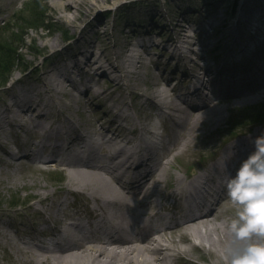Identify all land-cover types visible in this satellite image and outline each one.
I'll list each match as a JSON object with an SVG mask.
<instances>
[{"label":"bare ground","instance_id":"obj_1","mask_svg":"<svg viewBox=\"0 0 264 264\" xmlns=\"http://www.w3.org/2000/svg\"><path fill=\"white\" fill-rule=\"evenodd\" d=\"M110 1L55 0V8L56 13L59 15L64 13L63 17L70 23L80 20V16L83 15L82 32L83 39H86L84 33L95 28V18L91 19V15L99 6ZM247 3L248 0H245L243 4L245 10ZM246 22L255 28L256 34L240 41L235 35L236 28L233 29L229 39L231 44L234 43L233 53L229 54L233 62H227L218 67L210 64L200 67V64L191 58L189 54H193L194 50L189 48H193L199 40L198 38L191 40L192 36L185 25H178L179 35H185L184 40L189 43V47L187 46L179 53L173 52L171 57V60L176 62L175 71L180 72V68L184 69L182 66H187L184 69L186 84L180 93H178L179 82L171 86L172 80L174 83L176 80L173 77L174 74L169 73L171 65L169 61L163 63L161 57H153L148 53L152 39L149 41L138 39L135 43H131L129 39L132 35L127 34L124 42L127 55L121 62L119 61L118 65L110 62L105 47L92 42L69 57L71 63L69 68L61 70L60 64H55L42 77L36 78L35 81L39 82L40 86L34 88L25 84L20 91L9 94L12 106L7 102L2 105L0 135L5 136L6 123H9L13 130L19 128L25 133L27 124L31 123L35 128L31 131V140L33 136L35 138L28 148L18 146L19 158L30 160L39 170H45L39 165L40 163H55L67 167L64 170L65 185L62 189L58 191L54 189L51 192L53 201L43 210H33L34 214L49 215L52 218L53 224L46 221L42 231L55 235L67 246L47 248L39 244L30 245L22 241L20 237L15 238L4 234V240L13 244L17 253L30 256V259L26 260L27 264L192 263L191 258L195 257L193 255L195 248L203 249L204 244H209V249H205L210 255L208 260L211 263L224 264L220 252L231 239V235L226 230L225 221L220 224L215 223L218 221V216L215 214L216 211L210 209V204L206 205L209 211L206 216L187 220L177 228L164 232L149 230L145 236H137L136 231L140 228L139 224L147 223L157 217L165 207L170 208L169 199L182 196L187 187L198 188L199 186L204 192L208 189L219 192L226 188V185L220 181V177L226 175L231 165H227V168L222 166V160L223 162L226 160L224 155L221 156L223 159L217 166L211 167L216 173L218 168L223 167V172L218 173V177L203 173L189 183L187 168L194 162L192 146L197 145L199 141L204 145L208 144L221 134L222 130L218 126L220 121L217 117L223 109L229 110L235 103L250 104L264 97V52L261 54L258 50L256 54L250 52V46L256 40L254 37L264 33V9L261 5L255 6L253 12L247 14ZM240 23H242L241 19H239ZM152 31L156 32L153 29H145L143 34L151 35ZM196 32L199 35L197 30ZM160 38L162 39L163 36ZM60 41L59 38H53L45 47L50 46L49 50L57 51ZM128 43L130 47H127ZM176 43V39L169 38L156 42V46L169 48V45ZM188 58L191 62L189 66L184 62ZM242 58L246 59L250 67L239 71L238 66L233 64ZM148 59L156 65L158 73L155 71L144 73L143 69ZM106 62L115 72H122L125 82L132 74H136L139 81H145L147 77H151L152 85L145 91L136 90L133 96L137 101L147 102L150 110L156 111L158 116L165 119L167 134L160 135L155 130L156 124L153 118L149 120L150 116L146 119L141 118L139 124L135 123L127 103L123 100L118 101L119 99L117 100L108 89L101 86L99 79H87L82 91L79 83L70 75V72L74 71L79 76H83L86 71L92 70L100 71L97 76H104L108 74ZM134 62L140 64L135 72L128 69ZM230 64L231 67L228 66ZM197 67H200L198 73ZM112 82L120 86L122 80L112 79ZM66 86L70 88L67 89ZM238 86L240 90L236 88ZM56 94L67 97L73 106L81 108L90 119L77 123L68 118L63 121L54 120L57 114L54 115L51 104L55 103L56 98L58 102ZM239 97L241 99L234 100ZM96 105L99 106V111L92 110V107ZM97 122L100 124L98 128L95 127ZM168 122H171V125H168ZM257 132L255 136L264 135V130L258 129ZM152 137L163 145L160 154L154 153L157 147L152 144L156 143L150 144L148 141V138ZM255 139L256 137L253 136L243 139L232 147L252 152L255 149ZM0 149L14 160L18 159L14 157L15 152L6 150L2 144ZM99 150L102 151L101 156H99ZM168 158L171 160L163 163ZM96 161L99 164L95 165ZM176 161L181 163L175 165ZM140 167L143 172L139 174V179H135L133 172ZM172 167L177 170L176 175H173L171 183L162 185ZM154 171L160 174L148 187L146 195L139 199L140 201L134 194L127 193L129 188L132 191L141 185H147V177ZM38 186L36 193L38 201L47 203L50 199V191H46L47 185ZM41 191L45 192L41 193ZM63 195L67 196L63 198ZM191 195L192 193L187 194V196ZM70 196L83 200V204H73L75 207H81L90 216L99 219L94 223L89 221L90 224L96 225L95 231L106 227L107 224H113L116 229V238L106 239L94 236L78 240L74 233L78 232L86 222L79 210H69V206H72L68 199ZM204 199L205 196H192L188 205L192 202L200 205ZM204 207L205 205L200 206L198 210L202 211ZM66 217L75 221L67 225ZM100 217H102L101 220ZM133 226H137V229H132ZM102 232L105 233L104 230ZM71 240H75L76 244H70Z\"/></svg>","mask_w":264,"mask_h":264},{"label":"rangeland","instance_id":"obj_2","mask_svg":"<svg viewBox=\"0 0 264 264\" xmlns=\"http://www.w3.org/2000/svg\"><path fill=\"white\" fill-rule=\"evenodd\" d=\"M35 0H0V45L10 46L13 52L17 48H21V59L19 63L12 68L11 75L5 87L0 89V107L7 102L11 103L9 94L11 92H18L20 86H23L20 79L29 87L40 86L36 82V78L42 77L46 71L52 69L53 65L60 64L61 70H65L71 66L69 57L76 51L83 50L89 43L97 42V44L107 49L108 59L114 65H118L119 61L126 58L127 48L125 47V36L132 35L130 42L135 43L138 39L150 40L148 53L153 57H161L163 63L171 64L169 73L174 74L176 83L172 80L171 86H175L179 82L178 93L182 92L186 84V75L184 69L186 65L182 66L179 71H175L176 62L171 60L173 52L179 53L185 50L189 43L185 42V35L178 33V25L184 24L188 29V33L192 36L191 40L198 38L199 42L193 45L194 50L191 58L196 60L200 67L211 65L213 67L222 66L227 62H231L229 57L233 53L234 43L229 41L230 33L236 28L235 35L240 41L249 39L251 35H255L256 31L247 24V14L253 12L255 6L261 5L264 9V0H248L247 9H243L245 0H111L99 6L91 15L94 20V29H90L84 33L86 39H83V32L81 19L75 23H70L63 16L56 13L55 0H45V10L47 11L44 21L35 22L31 20V13L33 10ZM239 19L242 23L239 24ZM30 24L34 28H27ZM155 30L151 35L143 34L144 29ZM144 29V30H143ZM137 30L136 32H134ZM198 31L199 35H197ZM264 31V25H263ZM196 32V33H195ZM254 33V34H252ZM70 35L74 39L70 42L65 40V37ZM135 35V36H133ZM160 36H163L161 39ZM53 38H59L60 47L56 51L49 50L50 46L45 47ZM176 39V44H171L169 48L157 47L156 42ZM256 40L251 45L258 47L259 53L264 52V36L263 33L257 34ZM258 43V44H257ZM246 44V43H244ZM243 44V45H244ZM130 44L128 43V46ZM141 50L140 48H136ZM253 53L257 51L252 50ZM148 58H149V54ZM106 61V60H105ZM189 58L184 62L188 66L191 65ZM107 65L106 70L108 74L104 76L99 75L100 71H86L83 76H79L74 71L70 72L72 79L79 83L80 90H84V83L89 78H96L100 80L103 88L108 89L115 98L127 103V108L134 118V122L139 124L142 119L150 116L149 120L153 118L156 124L155 130L160 135L167 134L165 119L158 116L156 111H152L148 107L147 102L137 101L133 92L145 91L151 86V77H147L145 81H139L136 74L130 75L126 82H122L117 86L112 82L109 73L113 70ZM236 64V63H235ZM30 66L29 71L23 70L24 66ZM237 65V64H236ZM140 66L138 63L131 64L128 68L130 71H137L136 67ZM231 67V64L228 65ZM238 66V65H237ZM197 67V73L200 72ZM240 70L249 68V65H240ZM145 72L155 71L156 65L150 60H146ZM183 70V71H182ZM121 75H123L121 73ZM116 76V75H113ZM264 76V75H263ZM178 78V79H177ZM67 89L70 86H66ZM240 90V86L236 87ZM182 90V91H181ZM55 94V93H53ZM55 103L51 106L57 117L54 120L63 121L68 118L70 121L83 122L90 118L83 113L81 108H77L71 104L70 100L65 96H57ZM234 99V98H233ZM241 97L234 100H239ZM225 108V107H223ZM92 110L99 111V106H93ZM223 112L217 117L219 127L222 130L221 134L215 138L214 141L203 144L201 141L197 145L192 146L194 152V162L187 168L189 179L188 182L195 181V179L205 173L211 172V166L215 164L216 159L222 154L228 141L235 137V134L240 135L250 131L264 130L262 125L264 121V97L250 104L241 103L233 104L229 110L223 109ZM254 123V124H253ZM171 125V122H168ZM100 124L95 123V127ZM27 129H35L31 123L27 124ZM20 136V148H28L35 136L31 138L26 135L22 129H15ZM7 132H9L7 130ZM252 132V133H253ZM106 136L107 133H105ZM254 133L253 136H255ZM5 136L0 135V144L5 146L6 150L15 152L14 160L4 150L0 149V264H27L26 260L30 259L29 255L17 253L14 245L4 240V234L19 238L32 245L35 237V232L39 233L43 230L45 222L48 221L53 224V220L49 215L34 214L33 210L46 208L48 203L54 199L52 191H58L66 183L65 165H58L55 163H40L45 170L35 168L30 160L19 158L20 152L15 149L18 145L15 144L14 134L4 133ZM236 135V136H237ZM246 138H249L246 136ZM155 138H148L151 144ZM156 141H158L156 139ZM230 142V141H229ZM153 146V145H152ZM190 158V156H188ZM181 161H176L175 165H179ZM37 165V164H35ZM192 168L194 172L191 173ZM177 170L171 168L165 183L168 185L176 175ZM188 183V184H189ZM38 185H47L49 190V201L41 203L38 201ZM45 191H41L44 193ZM52 195V196H51ZM64 196L67 195H63ZM72 203L83 204V200L75 197H68ZM171 201V200H170ZM16 203V205H14ZM216 206L215 214L218 216L216 224L224 222L227 224L236 212L237 205H234L228 198L223 203ZM70 211L80 210L85 216V210L81 207H71ZM33 235L34 237L32 238ZM216 237V235H213ZM197 240H199L197 238ZM22 243V242H20ZM198 243V241L196 242ZM22 245V244H21ZM209 244H204L203 249L196 247L194 251L193 262L182 264H197L203 262L205 264L211 263L210 255L205 249H209ZM33 264V263H28Z\"/></svg>","mask_w":264,"mask_h":264},{"label":"clouds","instance_id":"obj_3","mask_svg":"<svg viewBox=\"0 0 264 264\" xmlns=\"http://www.w3.org/2000/svg\"><path fill=\"white\" fill-rule=\"evenodd\" d=\"M227 197L237 205L226 230L231 239L220 256L224 264H264V135L226 182Z\"/></svg>","mask_w":264,"mask_h":264},{"label":"trees","instance_id":"obj_4","mask_svg":"<svg viewBox=\"0 0 264 264\" xmlns=\"http://www.w3.org/2000/svg\"><path fill=\"white\" fill-rule=\"evenodd\" d=\"M45 0H35L32 10L31 20L35 22L44 21L47 11L45 10ZM30 24L27 28H34ZM69 36V35H68ZM21 59V48L15 49L13 52L8 45H0V89L5 86L11 75L12 68L19 63ZM30 66H24L25 72L29 71ZM16 205V203L14 204Z\"/></svg>","mask_w":264,"mask_h":264}]
</instances>
